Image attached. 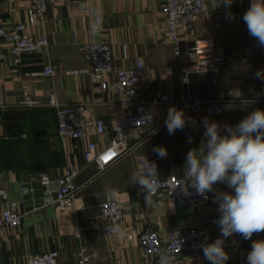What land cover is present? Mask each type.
<instances>
[{"label":"crops","instance_id":"crops-1","mask_svg":"<svg viewBox=\"0 0 264 264\" xmlns=\"http://www.w3.org/2000/svg\"><path fill=\"white\" fill-rule=\"evenodd\" d=\"M205 1L204 12L188 29H178L179 54H174L173 46L166 41L160 0H54L44 19L28 27L34 37L44 35L47 45L34 53H24L19 65L14 64L6 42L0 39V52L4 54L0 60V187L7 190L10 200L18 202V210L26 212L19 226L0 227V264H25L30 254L50 250L58 251V264H77L80 246L89 253L90 264H159L160 257L143 255L137 241L127 239V232L138 233L150 227L165 240L171 230L197 226L208 243L219 236L214 223L218 205L212 200L199 206L185 201L158 205L159 197L151 196V202L146 204V193L130 180L133 172L143 168L144 156L155 163L158 179L184 176L188 151L201 146L204 119L186 124L173 135H169L164 123L97 174L96 164L87 162L83 151L90 141L98 150L103 149L112 133L99 135L90 131L84 138L61 139L56 109L49 103L51 93L61 103H82L90 117L105 123L133 110L132 104L120 103L113 75L107 76L108 86L102 91L89 75L67 73L87 65V44L105 42L110 46L114 66L129 67L135 59L143 62L145 71L138 90L147 98L156 95L158 89L172 96L171 102L153 107L158 118L170 107H177L186 92L208 99L221 90L231 91L235 100L222 104L220 116L207 118L222 126L221 135L224 125L235 126L253 110L264 109V75L257 78V73H264V49L248 50L253 37L242 20L251 0H234L230 9L223 5L214 9L212 0ZM27 9L28 0H0V27L27 23ZM229 11L235 19L227 16ZM97 17L101 21L98 29ZM200 38H213L225 55L216 84L211 83L209 72L190 73L186 81L182 79L180 66L196 60L191 47ZM46 64L54 68L52 75H24ZM27 100L33 104H27ZM138 134L131 130L128 143L133 144ZM155 147L165 148L167 155L159 157L153 151ZM67 166L80 168L75 178L79 186L76 206L39 207L40 171L57 177ZM216 187L232 191L224 184ZM110 189L115 193L112 198L107 195ZM108 199L118 200L123 207L122 234L110 233L108 228L113 223L100 214L101 203ZM202 220L208 223L201 224ZM256 239H264V232L254 234L252 240ZM250 250L251 240L238 235L229 237L225 241L227 264H246ZM172 264L210 262L202 251L172 257Z\"/></svg>","mask_w":264,"mask_h":264},{"label":"built area","instance_id":"built-area-1","mask_svg":"<svg viewBox=\"0 0 264 264\" xmlns=\"http://www.w3.org/2000/svg\"><path fill=\"white\" fill-rule=\"evenodd\" d=\"M54 0H28L27 23L17 22L11 27H0V39L6 42L8 52L14 64L19 65L24 53H34L47 45L44 35L34 37L28 32V27L41 22L47 12L48 6ZM161 13L164 18L165 38L173 46L174 54H179L178 29L187 30L195 18L205 10V0H160ZM264 49L252 38L248 44V50L255 52ZM196 60L188 65H181L182 79L187 80L190 73H211V83L218 82V76L225 62V55L213 38H200L194 40L191 47ZM4 54L0 52V60ZM87 65L75 70L67 71L69 74H87L92 81L98 84L100 90L105 91L108 86L107 76L113 75V86L120 103L132 104L133 110L121 114L109 123L102 119L90 117L82 103H61L54 93L50 94L49 103L56 109L57 133L61 139L76 140L86 137L90 131L101 135L112 133L108 145L98 150L94 142H88L83 157L87 162L96 164V173L100 174L119 157L128 152L135 143L155 133L165 122L167 114L158 118L153 107L157 104L171 102L172 96L158 93L147 98L138 90V83L142 78L145 66L140 59H135L129 67H116L113 65L110 46L105 42H92L86 45ZM54 73V68L46 64L39 71L25 72L26 77L49 76ZM135 98V100H133ZM231 91L221 90L213 98H202L197 94L186 92L178 100L176 108L182 109L186 117H191L194 122L202 121L204 118L220 116L222 104L232 101ZM27 104L33 101L27 100ZM191 123V122H190ZM136 130L139 134L133 144L128 143L130 131ZM80 168L74 166L65 167L59 176L53 177L49 172L42 170L37 178L42 187V201L39 207L53 206L58 208L75 207V198L79 186L75 184V178ZM185 177L170 176L158 179L157 192L152 196L159 197L156 200L160 205L164 201H185L191 205H201L212 200H204L189 189L192 195L186 196L177 185L183 183ZM177 187V188H176ZM27 191L26 188L23 189ZM25 211L18 210V202L10 200L8 192L0 187V227H16L21 224ZM100 214L102 218L119 225L123 221V207L118 200L108 199L101 203ZM208 223L202 220L201 224ZM128 240H136L143 255L158 257L162 250H170L171 257L183 253L202 252L200 244L205 242L200 227L192 226L185 230L174 229L167 233L165 240L161 238L158 231L150 227H143L141 231L127 232ZM77 264H90V255L82 246L76 253ZM25 264H58V251L50 250L39 254H30Z\"/></svg>","mask_w":264,"mask_h":264},{"label":"clouds","instance_id":"clouds-1","mask_svg":"<svg viewBox=\"0 0 264 264\" xmlns=\"http://www.w3.org/2000/svg\"><path fill=\"white\" fill-rule=\"evenodd\" d=\"M234 0H212L213 8L223 5L230 9ZM227 16L235 19L229 11ZM242 20L248 34L255 38L260 47H264V0H251ZM97 17L95 27L100 26ZM264 73H257L261 78ZM195 123L186 117L182 109L170 107L165 119L169 135L183 130L188 123ZM205 131L201 146L190 149L185 158L184 181L177 185L184 195L195 194L208 200L213 193L212 202L218 205V219L214 221L219 228V236L211 243L200 244L204 257L210 264H227L229 254L225 251V241L238 235L251 240V250L246 254V264H264V239L252 240L254 234L264 232V109H255L235 126H222L213 120L204 118ZM191 142V137H189ZM153 151L161 158L167 155L163 147ZM144 166L131 174V184L139 185L146 193V204L157 192L158 171L154 162L144 156ZM224 184L231 192L220 191L216 185ZM176 187V188H177ZM112 198L114 190H108ZM108 231L122 234L119 225L109 226ZM235 242V241H234ZM159 264H172L170 250H162Z\"/></svg>","mask_w":264,"mask_h":264}]
</instances>
